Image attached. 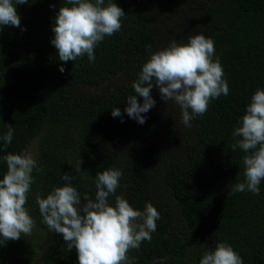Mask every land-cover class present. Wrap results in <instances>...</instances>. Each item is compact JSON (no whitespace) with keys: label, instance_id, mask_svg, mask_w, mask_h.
<instances>
[{"label":"trees","instance_id":"1","mask_svg":"<svg viewBox=\"0 0 264 264\" xmlns=\"http://www.w3.org/2000/svg\"><path fill=\"white\" fill-rule=\"evenodd\" d=\"M112 2L125 12L122 28L96 46L94 64L87 55L75 62L58 59L52 28L66 0L17 5L21 27L0 30V137L6 125L15 129L6 150L0 140V158L34 146L31 154L43 169L33 170L25 205L35 221L32 234L8 242L0 237V264H79L75 249L69 251L62 235L42 222L35 197L64 186L67 174L75 177L71 184L82 203L84 193L94 199L95 176L109 168L123 172L117 195L138 210L151 202L160 213L151 243L128 253L134 264L164 257L165 264H199L218 242L231 245L244 264H264V180L259 195L231 193L244 180L245 155L232 151V132L251 96L264 89V0ZM197 33L214 41L213 59L219 58L229 94L210 101L191 128L156 87L155 107L142 113L146 122L128 117L127 97L135 94L131 84L149 47L187 42ZM115 107L122 117L112 116ZM6 171L0 159V179Z\"/></svg>","mask_w":264,"mask_h":264},{"label":"clouds","instance_id":"2","mask_svg":"<svg viewBox=\"0 0 264 264\" xmlns=\"http://www.w3.org/2000/svg\"><path fill=\"white\" fill-rule=\"evenodd\" d=\"M29 4V0H0V30L3 26L21 27L17 5ZM54 7V6H53ZM125 12L112 0H66L55 16L52 45L63 62L76 61L87 55L95 63V48L105 37H111L122 28ZM22 31L26 29H21ZM142 65L138 78L131 87L134 95L127 97L124 109L128 117L139 124L146 122L142 113L155 107L153 87L159 91L163 101L179 106L181 123L191 128V121L202 117L209 103L221 95L229 94V84L224 79V70L215 55L214 41L204 34H192L187 42L173 40L167 47L152 51ZM60 72L65 71L60 67ZM138 97L143 98L141 104ZM112 116L122 117L118 107ZM123 122V121H122ZM235 127L232 137L237 148L245 155L242 182L232 186L231 193L251 192L260 194L264 180V89H257L251 96L245 114ZM6 133L0 137L3 149L12 143L15 129L6 125ZM7 171L0 179V237L3 241H17L22 235L30 236L35 221L25 207L34 182L33 170L37 167L32 154L8 153L2 158ZM77 164L76 170L81 171ZM123 172L109 168L95 176V198L83 194L72 186L75 177L65 174L64 186H55L46 198L35 197L42 222L51 232L61 234L69 251L75 249L79 264H134L129 258L131 250H139L142 242L151 243L152 233L157 229L160 213L151 202L143 210L135 209L123 194L117 195ZM110 196L114 201L110 202ZM167 257L153 260L152 264H165ZM199 264H244L242 257L231 245L218 242L214 250L205 251Z\"/></svg>","mask_w":264,"mask_h":264},{"label":"rangeland","instance_id":"3","mask_svg":"<svg viewBox=\"0 0 264 264\" xmlns=\"http://www.w3.org/2000/svg\"><path fill=\"white\" fill-rule=\"evenodd\" d=\"M105 86H109V87H110L111 84H110V83H105V84L103 85V87H105ZM29 150H30V153L34 152V146H32ZM40 259H42L41 254L38 255L37 260H40Z\"/></svg>","mask_w":264,"mask_h":264}]
</instances>
